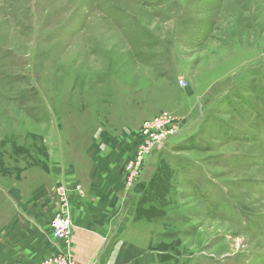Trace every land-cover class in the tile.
I'll return each mask as SVG.
<instances>
[{"label":"rangeland","instance_id":"rangeland-1","mask_svg":"<svg viewBox=\"0 0 264 264\" xmlns=\"http://www.w3.org/2000/svg\"><path fill=\"white\" fill-rule=\"evenodd\" d=\"M162 114L177 133L128 188L102 133L140 143ZM92 198L153 264H264V0H0V251L17 233L74 255Z\"/></svg>","mask_w":264,"mask_h":264},{"label":"crops","instance_id":"crops-1","mask_svg":"<svg viewBox=\"0 0 264 264\" xmlns=\"http://www.w3.org/2000/svg\"><path fill=\"white\" fill-rule=\"evenodd\" d=\"M134 131L135 130L132 129L129 132L127 130L119 131L118 132L119 135H113L106 131L105 133H102L104 138L107 139L118 138L121 142L123 141L122 144L114 148L112 153L113 161L114 160L116 161L115 163L117 166H120L122 164L119 160L120 156L123 157L124 154H126L127 160L128 159L131 160L132 157L134 156V153L137 148V144L139 143V140L137 138L139 130H136L135 132ZM108 151L109 149L106 148L104 152H108ZM124 176L126 179L125 171H124ZM124 176L122 178L124 181L123 186L125 183ZM108 184L110 185V181H108ZM113 187L114 184L111 185V189H113L112 192L110 191L109 186H107L106 188L104 187V189L107 192L111 193L114 197L121 199V195L119 197L117 193L114 194V190H116V188ZM123 189L124 187L122 188V190ZM121 194H123V192ZM97 202L98 199H96L95 201V199L92 198V201L88 203L89 208L84 210L85 214H87V218L88 219L90 218L89 222L84 223V218H83L82 221L84 224L83 229L82 228L74 229L73 233L74 235L76 234V237L80 234L79 241L73 243V245H75L74 255L76 259L81 264H127L131 260V258H133L132 260L134 264H153L156 259V256L153 253L151 252L148 253L146 249L143 248L140 249V246L138 244H134L126 240L125 236L129 234L127 232L128 230L120 226L119 225L120 220H118L119 215H121V209H122V208L120 209L121 203L120 206L117 207V209L113 208V210L111 211L107 210L106 215L98 216V212H96L95 213L96 215L92 220L90 215H94V214L93 212L90 211V209L94 208L97 205ZM117 205H118V201L115 207ZM81 208L82 207H80V210ZM126 213L130 216L132 213L131 209L127 208ZM49 215L47 217V220L50 219ZM34 219H36L35 215L33 216V221L35 222L36 220ZM36 224L38 223H34V225ZM76 224H78V221L76 222ZM34 230L37 231V228H33L30 231H34ZM28 234L29 233H27L26 235ZM17 236H18L17 233H12V247H9L8 249H4L2 252L0 251V258H5L3 262L0 261V264H37V262L39 264L41 260L52 250V248H54V247H49V241H46L45 242L46 251L42 252L43 245L41 242L39 246L33 247L32 244H30L29 242H25V241L21 242L20 238L18 239ZM74 237L75 236H73V240L75 241L76 238ZM37 251L40 252V255Z\"/></svg>","mask_w":264,"mask_h":264},{"label":"built area","instance_id":"built-area-1","mask_svg":"<svg viewBox=\"0 0 264 264\" xmlns=\"http://www.w3.org/2000/svg\"><path fill=\"white\" fill-rule=\"evenodd\" d=\"M182 85H186V80L179 79ZM177 124L173 116L162 114L152 121H145L140 132V145L134 156L127 165L126 186L132 188L139 181L145 169L148 157L155 149L162 148L165 140H169L177 133ZM82 193L80 188H77ZM61 209L55 212L49 227L52 239L59 245L70 244L71 223L70 205L68 206V195L65 187L60 186ZM68 207V208H67ZM39 264H81L70 250H65L63 246H56L41 260Z\"/></svg>","mask_w":264,"mask_h":264}]
</instances>
